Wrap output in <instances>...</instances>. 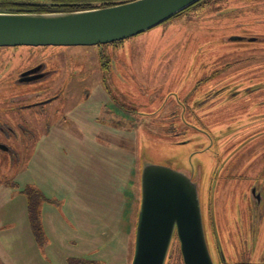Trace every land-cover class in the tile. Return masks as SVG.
<instances>
[{"label": "rangeland", "instance_id": "obj_1", "mask_svg": "<svg viewBox=\"0 0 264 264\" xmlns=\"http://www.w3.org/2000/svg\"><path fill=\"white\" fill-rule=\"evenodd\" d=\"M248 34L264 35V0H203L125 39L115 57L124 55L128 69L116 59L108 90L85 62L93 47L0 46V109L16 95H57L21 112L27 132L5 140L15 152L0 156V264H130L142 161L198 177L213 258L215 236L227 259L239 248L240 261L264 264V196L252 202L256 184L264 193V88L247 91L264 81V40L229 38ZM42 61L51 77L15 80ZM234 86L241 92L230 97ZM126 166L131 176L120 180ZM172 246L169 264H183L177 239Z\"/></svg>", "mask_w": 264, "mask_h": 264}, {"label": "water", "instance_id": "obj_2", "mask_svg": "<svg viewBox=\"0 0 264 264\" xmlns=\"http://www.w3.org/2000/svg\"><path fill=\"white\" fill-rule=\"evenodd\" d=\"M197 1L129 0L59 11L0 9V46L108 43L149 30ZM197 180L168 165L141 162L130 264H165L175 238L183 264H216L207 242ZM220 256L219 264L224 261L221 252Z\"/></svg>", "mask_w": 264, "mask_h": 264}, {"label": "flooded vegetation", "instance_id": "obj_3", "mask_svg": "<svg viewBox=\"0 0 264 264\" xmlns=\"http://www.w3.org/2000/svg\"><path fill=\"white\" fill-rule=\"evenodd\" d=\"M126 1H129V0H0V9L18 10V11L76 10V9L93 8L96 6V4L97 5L101 4L102 6H106V5H113V4H116L118 2L122 3V2H126ZM198 1H197V3L195 2L194 4L183 9L182 11L177 13L176 15H179L184 11L191 10V7L193 8L195 6H199L203 2V0L200 2H198ZM97 7H100V6H97ZM176 15H174V16H176ZM161 24H163V23H161ZM157 26H155V27H157ZM134 36H136V35H134ZM128 38H130V37H128ZM225 38H227V37H225ZM229 38H230V40L249 39L250 41H256V40H264V35H253V34H248L245 36L232 35ZM125 39H127V38H125ZM125 39L89 46V47L95 48V51L93 52L94 54L86 57V61H85V59H83V60L87 64H93V65H95V67H97L99 73L96 69H94L95 71H93L92 76L97 77L98 80L101 79L102 85L98 86V87H101V90H103L104 88H106V90H108L111 86L113 87V84H110V81H112L111 80L112 76H117L116 74H118L116 59L118 61H120V64L122 63V65L125 67V70H124L125 72H126V68L128 69V66H126V64L124 63L125 62L124 55L118 54L117 58L115 57V51L122 47ZM4 47L12 48V47H17V46H4ZM101 47H102V50L101 51L98 50ZM73 57H76L80 61H81V58H83L82 55H75V54ZM114 63H115V65H114ZM259 68L261 69L260 63H259ZM257 69H258V66H257ZM132 72L130 74H132ZM53 73H54L53 68L47 67L46 64L42 61V62H39L38 64H34V65H31V66H28V67L22 69L20 72H18L15 80L21 84L22 83L26 84V83L38 82V81H42V80L46 79L49 76L51 77V75ZM75 74H77V72H75V71L71 73L72 76H74ZM70 81L71 80L67 79L66 83H69ZM260 83H262V86ZM81 84H79V85H81ZM263 84H264V81H260L259 84L257 83L255 85L247 88V91L262 89V88H264ZM224 87L225 86L220 85V86H216L212 90L215 91V93H216V92H219V90L223 89ZM227 92L230 95V97L231 96H238L239 92H241V89L238 86L229 87L227 89ZM228 94H227V96H228ZM39 95H40V92H37V93L30 92V93H25L22 95H16L13 97L5 98V100L3 99L2 103L6 102L7 104H4L2 106L3 108L0 109V111H1L0 113H3L4 111H8L9 114H0V118H2V120H0V156L6 155L8 159H11V155L15 152V148H14V146H10V145L6 144L5 140L9 139V138H20L21 133L27 132L26 129L24 127H22L21 123H20L21 112L26 111V110L31 111L33 106H35V107L43 106V104L46 101L54 100L57 97V95L52 94L51 96H48L46 98H39L38 97ZM83 95L86 97L89 95V92L84 91ZM32 98H35L36 100L35 101H28V100H31ZM108 98L110 99L111 102H115V104H116L115 108L116 109L120 108L123 111L130 109L129 106L127 105V103H120L116 99L115 95H112V96L108 95ZM17 119H20V120H17ZM11 123L14 125H11ZM187 174L189 176H191L193 178V180L196 179L195 174L190 175L189 172H187ZM262 196H263V193H262L261 187L260 186L259 187L254 186L253 187V197H252L253 204L256 203L257 205L258 204L260 205V203L262 201ZM210 225H211V223H210ZM211 229H212V227H211ZM217 240H218L217 237L215 238V236H214L213 244L215 246L217 254L213 253V255H214V259L218 262V264H219L220 259H221L220 252L223 254V258H224V261L221 264H250V263L245 262V261H240L238 259V255H237V254H239V248H237L236 249L237 251H235V250H233L234 248L232 246L228 245V243H227L228 251L232 247L233 248L232 254L236 255V256H232V257H229V259H227L224 252L220 249V248H222L220 245V242L219 241L217 242ZM221 240H222V243L224 244L223 238H221ZM235 242H236V239L233 238L232 244H235ZM224 248H225V246H224ZM225 250H226V248H225Z\"/></svg>", "mask_w": 264, "mask_h": 264}, {"label": "trees", "instance_id": "obj_4", "mask_svg": "<svg viewBox=\"0 0 264 264\" xmlns=\"http://www.w3.org/2000/svg\"><path fill=\"white\" fill-rule=\"evenodd\" d=\"M200 1H202V0H199L198 2H200ZM118 3H120V2H118ZM97 6H102V5L101 4H99V5L96 4L95 7H97ZM122 170H124V169H122ZM129 170H130V167L128 166V168H127V166H126V169H125L126 173L125 174H122V173L120 174L119 173V175L121 176L120 180L123 179V178H127L129 176L127 174H129V173H130V176H131V171H129ZM38 213H39V211L35 209L34 202H33L31 205H29V218H30L31 227H32V229L34 230V232L36 234V238L39 240L41 238V235H40V226H39V223H38V216H37ZM135 221H136V219H135ZM172 256H173V246L170 248V250L168 252L165 264H169L170 263V260H171ZM181 260H182V258H181ZM68 261H69V264H106V262H102L100 260L96 261L94 259H89V258H84V257H71V258H69Z\"/></svg>", "mask_w": 264, "mask_h": 264}, {"label": "crops", "instance_id": "obj_5", "mask_svg": "<svg viewBox=\"0 0 264 264\" xmlns=\"http://www.w3.org/2000/svg\"><path fill=\"white\" fill-rule=\"evenodd\" d=\"M255 186L259 187L257 184ZM261 190H262V193H263V188L262 187H261ZM263 196H264V193H263ZM263 196H262V199H263Z\"/></svg>", "mask_w": 264, "mask_h": 264}]
</instances>
